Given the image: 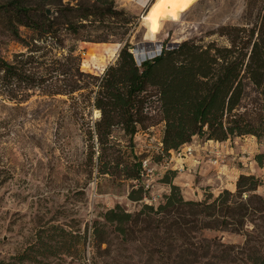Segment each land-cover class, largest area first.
<instances>
[{
    "label": "trees",
    "instance_id": "16d2710c",
    "mask_svg": "<svg viewBox=\"0 0 264 264\" xmlns=\"http://www.w3.org/2000/svg\"><path fill=\"white\" fill-rule=\"evenodd\" d=\"M256 1L247 0L246 7ZM0 19L22 46L9 60L0 55V95L16 104L34 91L65 96L68 112L80 118L87 173L128 181L126 196L137 203L134 210L117 202L98 210L88 234L47 223L11 255L14 263L43 264L48 256L70 253L71 243L78 251L87 241L90 264H264V195L257 190L258 175L239 173L234 189L206 191L193 199L182 195L172 182L175 170L168 168L158 177L167 190L148 202L132 138L161 122L160 153L149 161L153 164L193 135L218 141L264 135V0H258L251 25L217 26L213 32L224 36V44L190 37L168 46L165 38L157 54L139 62L125 37L133 15L114 0H1ZM67 35L85 41L116 36L123 43L94 74L80 69L79 55L65 47ZM92 109L98 111L95 118ZM253 158L262 163V153ZM204 230L238 233L242 241L223 242L217 235L204 236ZM128 247L137 260L121 257Z\"/></svg>",
    "mask_w": 264,
    "mask_h": 264
},
{
    "label": "rangeland",
    "instance_id": "374dc122",
    "mask_svg": "<svg viewBox=\"0 0 264 264\" xmlns=\"http://www.w3.org/2000/svg\"><path fill=\"white\" fill-rule=\"evenodd\" d=\"M246 1L193 0L183 11L171 14L177 9L155 0L143 16L149 0L146 3L142 0H114V4L133 15L125 37L133 57L141 61L152 57L165 38L168 44L190 37L204 42L214 39L219 44L226 43L224 36L213 31L221 24L251 25L258 0L253 7H246ZM153 16L159 21L155 32L149 22V17ZM123 29L116 28L119 32ZM20 31L26 33L23 27ZM122 43L116 36H110L107 41L74 40L69 35L65 39V47H72L73 53L80 57V69L94 74L113 60ZM20 49L22 46L11 38L0 19V55L9 60L12 53ZM63 99L65 96L50 97L34 91L27 100L16 104L0 95V264H17L11 255L28 244L34 232L47 223H60L71 233L88 234L90 220L98 210L116 202L127 210H134L137 206L126 196L128 181L87 173L83 164L86 146L80 118L68 112L67 101ZM91 116L97 117L98 111L92 109ZM160 125L161 122H157L133 134L134 150L140 154V159L150 161L160 153ZM114 133L117 134L118 130ZM203 139L197 135L191 137L192 152L198 145H203ZM225 140L212 147L220 151L217 162L211 161L209 150L212 148L205 149L204 157L211 165L224 163L228 173L221 178L215 177L213 189L202 185L199 197L206 191L215 194L222 188L234 189L239 173L258 175L262 183L257 190L264 195V135L245 134ZM227 149L230 150L228 153ZM258 152L262 153L260 165L253 158ZM151 165L158 190H163V184L158 180L162 168L154 163ZM190 171V179L197 180L198 173ZM180 191L185 198L195 199L193 190ZM202 233L207 237L217 235L223 242L242 241L241 234L225 230H204ZM71 245L70 253L48 256L43 264H90L89 257L93 252L87 241L79 245L78 251L74 249L75 243ZM121 254L126 260H137L138 257L131 247L122 250Z\"/></svg>",
    "mask_w": 264,
    "mask_h": 264
},
{
    "label": "crops",
    "instance_id": "0c3cea01",
    "mask_svg": "<svg viewBox=\"0 0 264 264\" xmlns=\"http://www.w3.org/2000/svg\"><path fill=\"white\" fill-rule=\"evenodd\" d=\"M161 127L162 125H160V129ZM225 141L226 140L218 141L204 138L203 140H201V144L203 143V145H198L195 150L191 152L192 154L190 153L184 156H175L168 152L167 156L154 164L162 168V172L168 168L174 169L175 175L172 177V182L179 185L182 191L187 192L189 190H193V195L195 196V198H199L201 192L203 191V188L201 187L202 185H208V188L213 189L214 183L216 182L215 177L218 176L221 178L223 174L228 173L227 167L224 163H220L219 166L211 165L204 157L206 148H212L215 145H221ZM190 142L191 140L185 143ZM228 149H230V147H228ZM228 149L226 150V153L230 151ZM210 167L214 168V170L209 169ZM190 169L198 173L197 180H194L193 178L190 179L189 175H192V173H190ZM206 169H209L207 173L205 172ZM217 171H221V173H217ZM161 183L163 184L161 189L167 190L168 185L164 182ZM194 190L197 191L194 192Z\"/></svg>",
    "mask_w": 264,
    "mask_h": 264
},
{
    "label": "built area",
    "instance_id": "2783aa9c",
    "mask_svg": "<svg viewBox=\"0 0 264 264\" xmlns=\"http://www.w3.org/2000/svg\"><path fill=\"white\" fill-rule=\"evenodd\" d=\"M193 150L191 143L181 144L176 149L170 150V154L175 156H184L186 154H190ZM211 152L212 158L211 161L213 163L218 161V157L220 151L216 148H212L209 150ZM140 183L143 188L146 190V193L143 195V199L148 202H156L159 199V190L158 184L155 182L154 173H153V165L149 164L148 158L141 159V170L139 173Z\"/></svg>",
    "mask_w": 264,
    "mask_h": 264
},
{
    "label": "clouds",
    "instance_id": "9594fccd",
    "mask_svg": "<svg viewBox=\"0 0 264 264\" xmlns=\"http://www.w3.org/2000/svg\"><path fill=\"white\" fill-rule=\"evenodd\" d=\"M142 2L146 3L147 0H142ZM185 2H187V0H168V6L172 7L174 10L182 9L184 7ZM149 22L151 25H153L152 19H149ZM156 23L158 24L159 21H156Z\"/></svg>",
    "mask_w": 264,
    "mask_h": 264
},
{
    "label": "snow or ice",
    "instance_id": "6c2138e0",
    "mask_svg": "<svg viewBox=\"0 0 264 264\" xmlns=\"http://www.w3.org/2000/svg\"><path fill=\"white\" fill-rule=\"evenodd\" d=\"M161 3H165L168 2V0H160ZM187 2H190V0H187ZM173 18L175 19V16H173ZM149 19L153 20V27H152V31L155 32L158 30V24L156 23L157 19L155 16L153 17H149Z\"/></svg>",
    "mask_w": 264,
    "mask_h": 264
},
{
    "label": "water",
    "instance_id": "95a60500",
    "mask_svg": "<svg viewBox=\"0 0 264 264\" xmlns=\"http://www.w3.org/2000/svg\"><path fill=\"white\" fill-rule=\"evenodd\" d=\"M145 10H146V9H145ZM145 10L143 11V13H142L141 16H143ZM45 12H46V13L50 12V9H49L48 7H46V8H45ZM175 43H176V42H174V43H172V44H168V46H171V45H173V44H175ZM160 45H161V44L158 45V48H157V50H156V53L153 52L151 55L157 54V53L159 52V50H160ZM134 59H135L137 62L140 61V59L137 58L136 56H134Z\"/></svg>",
    "mask_w": 264,
    "mask_h": 264
},
{
    "label": "bare ground",
    "instance_id": "6f19581e",
    "mask_svg": "<svg viewBox=\"0 0 264 264\" xmlns=\"http://www.w3.org/2000/svg\"><path fill=\"white\" fill-rule=\"evenodd\" d=\"M192 1H193V0H190V2H185L184 7H183L182 9H177V11L186 9V8L191 4ZM166 3H167V6H168V2H166ZM169 7H170V6H169ZM148 9H149V8H148ZM147 12H148V10H147Z\"/></svg>",
    "mask_w": 264,
    "mask_h": 264
}]
</instances>
